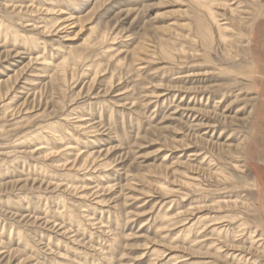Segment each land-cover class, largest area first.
Instances as JSON below:
<instances>
[{"label":"rangeland","instance_id":"1","mask_svg":"<svg viewBox=\"0 0 264 264\" xmlns=\"http://www.w3.org/2000/svg\"><path fill=\"white\" fill-rule=\"evenodd\" d=\"M213 1L219 6L224 0ZM3 3L0 20L7 22ZM36 5L40 42L32 55L16 56L23 51L0 35V91L12 86L17 95L7 116L0 106V264H168L173 256L170 264H235L191 246L197 229L185 241L179 229L202 215L224 217L236 208L249 230L261 220L264 231V21L252 43L260 74L250 101L241 97L246 94L241 84L233 91L223 87L231 78L220 69L242 61L226 58L215 26L209 40L201 26L207 17L194 0H37ZM58 5L66 15L45 12ZM31 30L23 29L34 35ZM7 50L14 53L8 56ZM43 53L53 55L51 66L30 63ZM79 56L76 65L57 67ZM33 79L34 87L25 84ZM189 105L204 112L188 111ZM253 111L256 116L249 118ZM81 114L89 118L82 129L76 122ZM53 121L56 136L65 135L60 144L50 142L59 155L44 158L36 151L39 142H19ZM245 137L257 140L242 173L234 166L243 160ZM64 144L77 151L64 155ZM175 146L181 147L172 150ZM88 152L102 156L97 164L108 159L113 165L95 170L96 162H90L81 168L78 159L72 167ZM205 156L211 164L203 163ZM192 176L202 182L199 188L187 185ZM253 180L258 190L251 195ZM239 197L260 202L263 216L251 214ZM189 205L201 209L190 213ZM68 212L76 214L72 222ZM183 218L188 220L176 225ZM224 225L230 229L229 241L224 234L218 242L223 250H242L247 259L264 262L249 240L243 243L236 224ZM204 240L209 242H198ZM153 250L164 254L154 257Z\"/></svg>","mask_w":264,"mask_h":264},{"label":"bare ground","instance_id":"2","mask_svg":"<svg viewBox=\"0 0 264 264\" xmlns=\"http://www.w3.org/2000/svg\"><path fill=\"white\" fill-rule=\"evenodd\" d=\"M36 2L37 0H4L2 7L5 13L9 15L10 21L8 20L7 22H5L4 20H0V35L4 37L5 42L9 44L8 46L13 47L15 51L16 50L23 51L21 53L20 52L14 53L12 50H7L8 56L10 55V53H14L16 54V56H19L21 54L32 55V53L35 52L34 49H39L38 44L40 40L35 36V31H34V30L39 29L37 25L38 18H35V16L37 17V14L40 10H39V7L36 5ZM214 2L216 1L194 0V3L197 6V8L200 10V13L202 14L204 13L207 17L206 22L201 24V26H203L204 28L208 30L209 40L211 39L212 42H213L212 28L213 26H215L218 32V42L220 45L224 47V55L226 56V58L232 61H235V60L242 61L241 62L242 64H240L242 66L240 65L236 66L235 64L234 66L220 69L222 70V72L227 73L228 77L231 78V83L228 84L227 86L224 85L223 87L224 88L228 87L231 90V88L240 87L237 84H241V87H244L243 90H246V92L244 91V93L246 94H243V92H241V97L243 98L245 96L244 99L246 100L248 99L252 101L253 99H255L253 95L255 94L257 76L260 74L259 69H257L256 56L254 55V52L252 50V47L254 46L252 45V43L253 41L255 43L256 38H257V33H256L257 27L260 25L262 21H264V17H263L264 16V0H224L219 6H214ZM57 9L59 10L57 11ZM45 12L47 14L50 12L51 13L54 12V14L66 15V12L60 9L59 5L50 10L45 9ZM26 13L29 16H31V20L29 21L26 20ZM68 19L69 18L64 20L63 24H60L59 27L65 25V23L69 21ZM25 24H28V25L25 26ZM30 26L32 28L31 30L32 34L34 35L26 34L23 31V29H25L26 27H30ZM48 30H49L48 28L47 29L44 28L42 32L46 33L48 32ZM54 31H56V29L55 30L52 29V32ZM105 48L109 49L112 47L108 46ZM36 53H39V52H36ZM53 59H54L53 55L52 57H47L46 53H43L42 55H38L34 58H30L29 60H30V63H34V62L42 63L38 65H43L44 68H47L52 65ZM80 60H81L80 56L77 58H74L73 60H70L69 58L66 57L57 65V67H59L62 70H65L66 68L76 65ZM98 73L99 72L97 71L95 72L96 78L98 76ZM16 74H18V71L15 73V75ZM53 76L54 74L51 75L50 79H52ZM36 82L37 80L33 79L31 81L28 80V82H26L25 84H29L30 86L34 87L35 85H37ZM13 92H14V87L12 86L11 87L6 86L5 90L0 91V106L4 104L2 106L3 108L2 111H3L4 116L8 115V111L11 110L12 104L15 103V100L17 98V95L15 94V92H14L15 95L11 96ZM223 95L226 97L224 93ZM237 96H235L234 98L238 99ZM125 100L128 101L129 98L126 97ZM107 101L108 100H105V103H107ZM218 103H222V102H218ZM129 104L132 106L137 105V103L134 101H131ZM109 108H110L111 119H112L113 114L115 113V110L112 106H109ZM186 110L194 111L200 114L204 112L200 108H197L196 106L191 107L190 105L187 107ZM14 111H15V108H14ZM240 112H242V110L239 109L237 113H240ZM253 114L254 116H256L255 112L253 111L249 114V118H252ZM129 115L131 114H128V116ZM123 119H125V116H123ZM76 122L80 124L78 125V127L82 129L87 123H89V118L84 114L77 115ZM19 125L20 123L16 124V126H19ZM56 126H57L56 121H53L41 129H37L30 133L28 132L29 134L26 133L25 138L20 139L19 142H22V141L23 142L25 141L39 142L38 146H41V147H39L36 151H38L40 155L42 154L44 158H50V157H53V155H59L57 151L56 152L54 151L56 149L49 147L50 142L52 140H54L55 143L60 144V142L63 140V136H65L63 134L56 136L57 134L60 133L58 132V130H56ZM253 128H255L254 124H253ZM53 132H55L56 134L53 135ZM256 140H257V137L256 138L253 137L251 140L245 137L244 140L241 142L242 144L240 145V147L242 148V152H243V160L236 161V164L234 166L236 170L242 173H245L246 166L250 167L249 162H250L251 145ZM179 147L181 146H175L171 149L179 150ZM60 148H64V150L62 151L64 155L71 154L77 151V146L76 148H73L71 147V144L69 145L64 144ZM101 157H102L101 155L96 156L95 154L88 152L76 158V160H74L72 163L73 164L72 167H77L80 159H82L81 160L82 166L80 167L84 168V166L86 167L88 163L96 162L95 160L96 159L98 160ZM168 158H169V154H166L164 161H167ZM66 161H69V158ZM104 161H105L104 163L101 162L99 164H97L98 162H96L97 167L96 168L93 167V168L95 170L98 168L106 169L113 165V162L108 159H105ZM242 162L243 164H241ZM203 163L211 164V161H209V157L205 156ZM211 166H214V164H212ZM217 170L220 172H222V170L216 169L217 175L221 176V173H219ZM222 178L224 180L228 179L226 176H222ZM189 180H191V181H188L187 183L189 187L196 186L197 188H199V185L202 184V182L197 176H192ZM250 183H251L250 194L252 195L254 194V191L258 190V186H257V181L255 180L251 181ZM59 186L60 185H56V188H58ZM68 188H70V186H68ZM164 189L166 190L167 193L169 194L172 193V190H168L166 188ZM184 196L185 195H182L181 197L183 198ZM239 198L242 199L243 203L246 202V207L249 208L251 214L255 216L261 215L260 218L263 216L260 210V202H258L255 205V202L253 203L252 198L251 199L247 197L246 198L239 197ZM173 202L174 201H172V203ZM62 204L65 207L66 200L64 198L62 199ZM234 205L235 207H237L238 204L236 201L234 202ZM197 209H201V206L189 205V207L186 210L187 212L193 213ZM235 210L236 208L233 209V211L230 210L227 213V215L224 217H219L216 215L212 216V214L202 215L201 217L196 219L195 222H192V223L190 222L188 224H185L183 229H179V234L182 235V238L185 241L191 236L192 232H194V229H197V232L199 234L196 237V239L191 241L192 242L191 246L201 245L207 248L208 251L214 252L213 255H217L218 257L226 259V260H231L235 264H264L263 261L261 262L258 259H254V258L247 259L245 257V254L241 252L242 250L232 249L230 250L231 252L230 251L226 252V250H223L225 246H221L218 244V242L221 244L220 241L221 239H223L224 234L227 235V239H228L230 228L227 225H224V223L229 222L233 225L235 224L237 225L235 229H239L238 233H240L241 236L243 237V240H242L243 243L249 240L250 246L252 248H255L256 252H259L260 254L264 255V231L261 230V220L260 221L257 220V225L255 229L249 230L248 228L249 224L244 219V216L242 215V213L236 212ZM74 215L76 214H74L73 212H68L66 214L70 222L74 220L73 219ZM187 220L188 218L180 219L179 221L176 222V225L180 223H185ZM78 223L80 224V221H78ZM208 231L209 233H207ZM234 233H235V230H234ZM230 236H233V240L235 242L237 241L235 240L236 238L232 232H230ZM201 238H204L207 240L209 239V242L205 243L206 240L202 242H198V240H200ZM230 247H234V246H230ZM236 247H239V246H236ZM163 254L164 252L162 251L153 250L152 252V256L157 257V258L160 256H163ZM174 259H176L175 256L171 257L167 261L168 264L175 261ZM202 264H218V263H216L215 261L205 260L204 263Z\"/></svg>","mask_w":264,"mask_h":264}]
</instances>
